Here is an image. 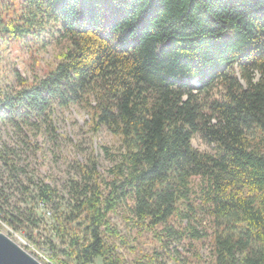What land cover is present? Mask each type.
I'll use <instances>...</instances> for the list:
<instances>
[{
  "label": "trees",
  "instance_id": "obj_1",
  "mask_svg": "<svg viewBox=\"0 0 264 264\" xmlns=\"http://www.w3.org/2000/svg\"><path fill=\"white\" fill-rule=\"evenodd\" d=\"M17 11L0 18L1 34L38 37L55 26L65 45L44 77L18 74L12 92L0 82V120L36 131L50 126L55 103H79L95 130L105 125L121 140L106 189L96 163L85 165L65 208L56 205L52 230L74 264H122L105 239L127 243L108 218L121 204L139 232L162 226L165 248L207 236L192 222L197 177L213 218L214 264H264V0H24ZM196 135L212 150L194 147ZM13 152L0 147L12 166ZM56 194L45 183L39 197L45 205ZM176 217L187 224L176 228ZM0 218L14 229L39 222L9 197Z\"/></svg>",
  "mask_w": 264,
  "mask_h": 264
},
{
  "label": "rangeland",
  "instance_id": "obj_2",
  "mask_svg": "<svg viewBox=\"0 0 264 264\" xmlns=\"http://www.w3.org/2000/svg\"><path fill=\"white\" fill-rule=\"evenodd\" d=\"M23 5L24 0H0V18L9 19ZM37 28L40 29V25ZM39 34L38 37L19 39L0 33V82L4 92L18 88V74L32 82L44 77L59 62L65 44L56 27L40 29ZM194 83L198 84L196 80ZM49 124V127L43 125L39 130L20 133L11 124L0 120V147L6 144L14 150L10 155L13 166L6 164L0 155V200L9 197L14 207L39 220L36 225L27 221L21 228L14 229L0 218V230L43 264H61V260L74 264L73 259L63 252L66 245L52 230L56 205L60 210L65 208L62 197L68 198L69 181L80 179L81 168L85 165L90 167L96 163V171L106 189L111 179L109 171L118 161L122 145L120 137L107 126L102 125L95 130L90 112L79 103L68 107L55 103ZM192 144L201 151L212 150V145L200 135L192 139ZM45 183L57 189L58 197L43 206L39 194ZM193 184L199 193L194 196L198 208L193 212L192 222L207 236L193 239L187 235L165 248L163 243L167 240L163 237L162 226L139 232L130 224L128 206L121 204L108 218L110 224L125 236L127 243L109 233L105 239L117 245L116 252L122 264H136L138 260L147 262L150 256L157 259L154 264H214L213 218L202 203L200 178H194ZM172 224L180 229L187 220L181 221L176 217ZM30 234H41L43 238L31 240ZM49 239L57 249H52ZM94 264H103L102 258L97 257Z\"/></svg>",
  "mask_w": 264,
  "mask_h": 264
},
{
  "label": "water",
  "instance_id": "obj_3",
  "mask_svg": "<svg viewBox=\"0 0 264 264\" xmlns=\"http://www.w3.org/2000/svg\"><path fill=\"white\" fill-rule=\"evenodd\" d=\"M0 264H43L26 248L0 230Z\"/></svg>",
  "mask_w": 264,
  "mask_h": 264
},
{
  "label": "built area",
  "instance_id": "obj_4",
  "mask_svg": "<svg viewBox=\"0 0 264 264\" xmlns=\"http://www.w3.org/2000/svg\"><path fill=\"white\" fill-rule=\"evenodd\" d=\"M42 205L44 206V203H42ZM47 212L51 214L52 211L48 209Z\"/></svg>",
  "mask_w": 264,
  "mask_h": 264
}]
</instances>
